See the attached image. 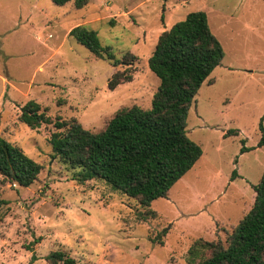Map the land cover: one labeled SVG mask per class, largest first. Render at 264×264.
<instances>
[{"label":"rangeland","instance_id":"rangeland-1","mask_svg":"<svg viewBox=\"0 0 264 264\" xmlns=\"http://www.w3.org/2000/svg\"><path fill=\"white\" fill-rule=\"evenodd\" d=\"M199 10L225 56L187 118L203 154L167 197L144 207L103 179L80 180L81 168L54 155V122L33 128L19 119L35 100L52 121L75 118L96 133L122 109H149L160 81L148 60L159 36ZM77 25L98 31L122 63L78 43L69 35ZM116 72L130 79L110 89ZM263 116L264 0H88L82 8L0 0V133L42 165L28 187L0 173V264H28L33 254V264H49L55 250L77 264H199L192 246L201 239L226 247L254 204L264 171ZM230 129L238 134L225 136ZM243 144L254 148L241 153Z\"/></svg>","mask_w":264,"mask_h":264},{"label":"trees","instance_id":"trees-1","mask_svg":"<svg viewBox=\"0 0 264 264\" xmlns=\"http://www.w3.org/2000/svg\"><path fill=\"white\" fill-rule=\"evenodd\" d=\"M57 5L73 2L77 8L88 0H53ZM69 35L95 56L108 59L116 66L114 49L103 45L98 31L87 25L73 27ZM222 43L212 32L205 11L189 12L183 20L165 30L148 60L150 70L159 78L151 107L138 105L122 109L101 132H91L75 118L52 121L46 110L28 101L19 119L37 128L54 122L49 138L54 155L73 168H81L80 180L100 178L126 195L149 207L158 198L167 197L171 188L201 158L202 147L188 136L187 118L204 81L224 59ZM114 73L108 86L114 89L129 80ZM264 116L260 122L264 145ZM238 134L230 129L225 136ZM244 143V140L242 141ZM254 147L243 144L241 153ZM42 165L0 133V173L23 187L37 180ZM234 170L232 178L236 176ZM252 208L241 218L227 237L226 247L197 241L191 252L201 258L199 264H264V171L257 185ZM6 200L0 197V208ZM209 249L210 255L204 257ZM203 250V251H202ZM37 259L33 254L28 264ZM49 264H77L65 250H55L46 257Z\"/></svg>","mask_w":264,"mask_h":264}]
</instances>
